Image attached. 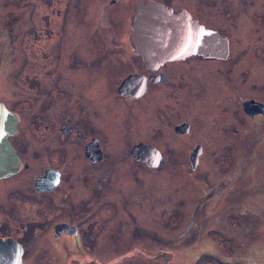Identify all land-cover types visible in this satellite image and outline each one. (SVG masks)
<instances>
[{"label": "flooded vegetation", "instance_id": "flooded-vegetation-1", "mask_svg": "<svg viewBox=\"0 0 264 264\" xmlns=\"http://www.w3.org/2000/svg\"><path fill=\"white\" fill-rule=\"evenodd\" d=\"M147 2L217 32L228 48L149 64L133 26ZM47 3L50 25L29 31L46 37V63L18 80L11 101L0 98L18 120L0 164V184L11 190L0 209L17 215L9 233L0 219V263L61 264L30 249L50 239L62 253L82 251L66 264H159V212L169 214L179 192L159 197V183L209 185L188 197L187 232H200L201 215L209 222L236 178L219 170L226 153L254 152L264 137V0ZM14 163L19 171L1 176ZM21 213L31 218L26 227ZM216 242L200 243L208 251Z\"/></svg>", "mask_w": 264, "mask_h": 264}, {"label": "rangeland", "instance_id": "rangeland-1", "mask_svg": "<svg viewBox=\"0 0 264 264\" xmlns=\"http://www.w3.org/2000/svg\"><path fill=\"white\" fill-rule=\"evenodd\" d=\"M56 1L60 0H0L1 99L11 101V91L18 94L15 88L18 80H28L33 77L34 69L41 71L46 63L43 50L46 37L43 40L36 36L35 41L29 31L33 29V22H40V28L43 30H39L43 35L44 28H46L43 26L50 25L48 17L47 24L44 20L46 17H43L45 14L49 16L51 12V8L46 6L47 2H53L52 10H55L59 7ZM52 14L55 16L54 13ZM14 18L17 20H13ZM51 22L57 25L56 20L53 19ZM38 41L41 42L38 43ZM33 61H37V64ZM30 68L33 69L30 70ZM226 154V167L221 165L219 170L226 175L234 173L236 178L226 187L225 192L222 191L223 195L216 202V207L219 209L210 213L209 222L205 221L204 215H201L200 232L197 230L187 232L190 221L188 197L194 191L201 192L200 195L203 196L209 185L187 180L173 185L159 183V197L173 195L174 189L179 191L178 193L177 190L174 191L176 204L172 206L171 212L169 214L159 212V264H264V137H258V149L254 152L228 151ZM10 191L7 186L0 184L1 207L11 204L10 199L7 198ZM239 198L243 201L242 212L235 206ZM159 201L162 200L159 199ZM162 202L170 204L168 201ZM216 213L219 216H216ZM21 214L24 217L22 224L26 227L25 225L31 221V218L27 214ZM0 219L6 226L5 232L9 233L11 225L16 224L17 215L12 210L0 209ZM117 223L118 220L113 224L116 232L117 225L115 224ZM220 223L223 228L219 227ZM204 225L205 229H203ZM218 231L221 232L220 235L215 233ZM183 233L187 234L182 238ZM192 234L195 237L191 236ZM189 237L193 239L187 241ZM213 239L218 241L216 245L220 243V246L206 251L200 242H213ZM168 240H173L172 243L175 241L179 243H174L175 246L166 245L165 241ZM55 244L54 240L41 239L37 246L30 249L33 252L41 250L54 253L55 256L63 258L61 264H66L67 256L77 257L83 254L80 249L64 250L62 253L58 245L55 247ZM56 250L60 253L56 254ZM155 252L158 251L153 249L142 251L141 254L150 256ZM121 260L118 258L116 261Z\"/></svg>", "mask_w": 264, "mask_h": 264}, {"label": "water", "instance_id": "water-1", "mask_svg": "<svg viewBox=\"0 0 264 264\" xmlns=\"http://www.w3.org/2000/svg\"><path fill=\"white\" fill-rule=\"evenodd\" d=\"M133 26L136 30L134 40L137 43L136 47L142 50V54L149 64H158L193 53L218 57L228 48L227 41L217 32L206 29L190 19H185L181 14L172 16L155 2H147L135 10ZM17 122V117L7 112L5 107L0 104L1 167L5 164L2 154L5 153L8 159L7 151H10L8 134L15 129ZM18 171L17 164L14 163L1 176H10L11 173ZM1 242L0 240V245Z\"/></svg>", "mask_w": 264, "mask_h": 264}]
</instances>
